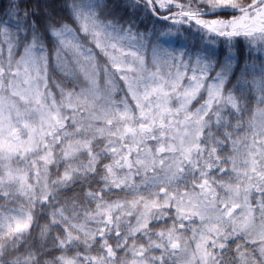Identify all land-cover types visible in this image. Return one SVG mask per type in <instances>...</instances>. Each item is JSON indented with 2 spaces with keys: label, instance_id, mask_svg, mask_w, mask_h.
I'll return each mask as SVG.
<instances>
[{
  "label": "snow or ice",
  "instance_id": "6c2138e0",
  "mask_svg": "<svg viewBox=\"0 0 264 264\" xmlns=\"http://www.w3.org/2000/svg\"><path fill=\"white\" fill-rule=\"evenodd\" d=\"M124 7L0 0V264H264V0Z\"/></svg>",
  "mask_w": 264,
  "mask_h": 264
},
{
  "label": "trees",
  "instance_id": "16d2710c",
  "mask_svg": "<svg viewBox=\"0 0 264 264\" xmlns=\"http://www.w3.org/2000/svg\"><path fill=\"white\" fill-rule=\"evenodd\" d=\"M108 3V10L113 12L116 16H122L123 19H128L129 15L131 14V10H126L124 5L130 2V0H106ZM36 4H39L41 6V9L43 12L50 14L56 18H63V6H64V0H29V6H35ZM140 19V17H138ZM40 22L43 23V17L40 18ZM164 23V22H160ZM157 30H159V25L156 26ZM141 30H147L148 32L152 31V24L145 21L144 23L140 24ZM190 40V39H189ZM198 42V41H197ZM148 51L150 52L152 50V45H148L147 47ZM220 58L223 59L224 56V50L221 49L219 51ZM233 55L239 60L240 67H243L245 63H248L250 66L253 64L259 65L261 62H264L262 56L260 60H255L253 57L256 56L255 51L253 50L252 55H249L248 52V46L244 45L242 43L240 49L233 53ZM263 60V61H262ZM51 75V73H50ZM61 75L59 72L56 73V76ZM56 76L53 77V79L56 78ZM236 81L233 80V84H235ZM253 109L255 105L253 104L251 106ZM72 193H69L71 195ZM40 224H44V220L40 221Z\"/></svg>",
  "mask_w": 264,
  "mask_h": 264
},
{
  "label": "rangeland",
  "instance_id": "374dc122",
  "mask_svg": "<svg viewBox=\"0 0 264 264\" xmlns=\"http://www.w3.org/2000/svg\"><path fill=\"white\" fill-rule=\"evenodd\" d=\"M196 43H199V41ZM149 45H151V44H149ZM147 47H148V45H147ZM147 47L145 49V56H146L148 62L151 63L153 52H152V50L149 52ZM159 47L161 49H164L167 52H173V53H177V54L180 52H184V53H186L185 59H188V54H190V51L193 48V42L191 40H185L183 38V36H181L180 38H172L167 42H162V43H160ZM262 58L264 60V56H262Z\"/></svg>",
  "mask_w": 264,
  "mask_h": 264
}]
</instances>
